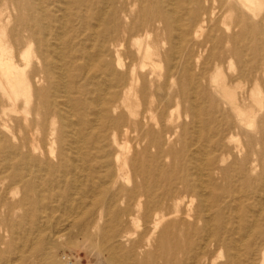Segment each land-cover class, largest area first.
<instances>
[{
	"label": "bare ground",
	"instance_id": "bare-ground-1",
	"mask_svg": "<svg viewBox=\"0 0 264 264\" xmlns=\"http://www.w3.org/2000/svg\"><path fill=\"white\" fill-rule=\"evenodd\" d=\"M42 1L35 0L37 5L33 0H11L10 3L17 13L25 14L23 19L19 18L22 19L20 25L26 32L27 40L35 41L40 64L29 71L27 77L45 83L42 87L34 88V94L40 107L52 115L51 120L56 126L47 129L40 138L34 136L32 128L22 133L21 139L16 131L9 130L10 135L0 133V154L4 155L5 164L3 171H8L6 177L2 175L3 171L0 172V195L3 198L0 204L6 209V216L1 221L6 228L13 231L17 225H25L35 217L43 221L42 209L53 211L62 208L68 213L69 219L66 221L69 226L88 228L93 225L96 228V238L104 243L99 250L105 253L108 264H120L121 259L125 261L123 264H198L199 253L203 254L198 251V241L202 239L204 244L206 239L212 237L219 248L227 250L224 264H235L239 255L233 250L237 241L243 238H221L213 231L216 223L223 225L225 217L220 208L228 204L226 196L218 194L220 183L217 179L222 170L219 163L224 158L219 159L217 150L224 153V139L235 137L233 129L236 123L229 116L233 114L240 126L252 124L255 113L253 104L257 107L253 91L264 80V0H227L216 7L218 16H232L241 30L235 35L225 36L226 41H234L235 45L219 54L214 71L209 76L214 94L207 91L206 98L214 103L211 112L203 107L206 100L199 81L204 73L201 77L200 73L196 74L190 68V51L178 56L181 69H176V58L172 62L169 52H162L157 46L158 43L169 42L166 33H170L172 26V30L180 34V19L171 1L149 0L146 12L151 13L150 25L143 30L137 27L141 18L129 26L123 25L120 14L129 16L125 4L114 6L106 15L101 8V3L106 0H71L67 3L79 10L84 6L85 12L92 17L95 13L103 18L106 16L104 23L108 36L102 51L98 52L107 54L97 52L93 56V53H88L91 67L97 66L92 61L101 63L98 78L109 94L106 99L96 97L99 101L82 96L84 90L79 80L80 75L85 80L86 71H83V75L82 71L73 73L72 85L68 86L65 78L71 65L62 64L64 58L60 55L56 60L49 56L48 44L39 36L47 30V26L42 24L48 15ZM143 1L146 0H140ZM193 1L197 3L198 0ZM204 14V19L194 24L196 37L201 35L199 33L203 31L207 19L215 16V11L207 9ZM192 22L189 21V25ZM155 23H161V28L158 26L157 29L161 33L156 31L158 35L151 45L147 37L154 30ZM119 47H124V50L119 52ZM197 57L199 59L200 56ZM247 57L249 60L246 62ZM165 59L173 64L159 73L160 62ZM224 62L231 69L233 65L236 67L240 64V67L235 74L222 79L219 72ZM244 64L250 65L249 74L244 70ZM88 65L82 68L85 70ZM12 72L10 62L0 56V74L11 78ZM170 83L177 85V89H169ZM245 85L249 88H245ZM69 87L75 96L71 97L73 92ZM180 105L189 117V123L171 125V115L167 119L166 113ZM221 113L227 119H217L221 124L220 129L212 127L210 117ZM88 116L92 118L88 119ZM51 120L47 119L48 122ZM201 120L204 121L203 127L200 126ZM46 124L45 120L41 121L43 129ZM99 124L102 127L100 132L96 131ZM3 126L7 124L3 123ZM178 129H181L183 137L179 143L183 144L180 150H175L170 143ZM258 142L264 148V138ZM209 144L210 149L207 148ZM261 158L264 160V150ZM164 159H169V162L165 163ZM23 178L27 179L24 184ZM254 191L258 198L254 197L256 204L251 203L250 206L262 213L264 201L260 197L262 193L264 195V185L252 186L251 192ZM15 194L19 195L17 199L7 198ZM188 195L191 201L193 198L197 200L195 219L191 222L187 220L192 216L187 211L192 209L189 208L190 203H183ZM214 207V213L209 214ZM17 210L20 216H10L12 211L16 213ZM140 219L143 234L133 228V224L139 225ZM254 221L257 222L256 217ZM199 222L200 228L197 227ZM157 229V234H154ZM59 235L62 236L61 233ZM59 235L53 238L57 239ZM151 237L154 247L146 250L145 239ZM125 241L127 244L124 246ZM262 253L261 264H264V247ZM215 255L217 253L214 251L210 253L209 264H215ZM191 258L196 261L187 262ZM62 259L54 258L49 264H73Z\"/></svg>",
	"mask_w": 264,
	"mask_h": 264
},
{
	"label": "rangeland",
	"instance_id": "rangeland-1",
	"mask_svg": "<svg viewBox=\"0 0 264 264\" xmlns=\"http://www.w3.org/2000/svg\"><path fill=\"white\" fill-rule=\"evenodd\" d=\"M33 1L35 2V0ZM69 1L71 2V0L42 1V6L48 14L47 17L42 20V24L45 27L47 26V30H44L45 33L39 36L44 38L45 42L48 44L46 48L50 51L49 56L56 60L60 55L64 58V62L62 64L69 63L66 65H71L67 77L65 78L68 86L72 85L73 73L82 71V74L83 71H86L85 80L81 79V75L79 80L80 87L84 90V95L82 94V96L93 100H98V96H100L101 99L109 98V94L106 92V86L100 78H98L101 63L92 61V63L94 62L93 64H97V66L95 67L92 64L93 66L91 67L90 60L88 59L90 56L88 54L89 52L93 53L94 56V54L98 51H102V45L104 46L106 44V37L108 36L104 23L106 16L103 18L102 15H97V13H95L92 17L89 13L85 12L84 6L81 10H79L71 4H67ZM169 1H171V6L176 10V15L180 19V34H178L176 30L173 31L172 26V29L170 28L171 31L168 30L170 33H166V38L169 39V42L167 40V43H158L157 46L162 50V52H169L172 62L173 59L176 58L174 61V66L175 68L177 67L176 69H181L178 56L182 54L185 55L188 51H190V54H192L190 68H192L196 74L200 73L201 77H203L204 73V77L199 81L200 86L204 88L203 98L206 100L204 102L205 106L203 107L207 108V110L211 112V109H213L212 104L214 103H212V100L211 102L207 101L208 98H206L207 91H209L210 94H214L210 85L209 76L214 71V65L219 57V54L235 45L234 41H226L227 39H225V36L239 33L241 26L237 24L236 20L232 18V16L230 18L218 16V8H216L217 5L220 2H226L227 0H198L197 3L193 0ZM10 2L11 0H0V56L4 61L8 60L10 62L13 71L11 78L4 76V74H0V133H4L5 135L8 133V135H10L11 133L9 130L16 131L19 132V138L21 139L22 133L26 132L29 128H32L34 136L36 138H40L44 132L48 131L47 129L52 127L54 128L56 123L53 119L51 120L52 115L50 116L47 114L48 110H44L40 107V104H38L34 94V88L42 87L45 83L38 81L37 79L33 80V78L29 79L27 77L29 71L40 65L35 52V41L27 40L26 32L22 30V25H20L23 19L22 16L25 14H19L13 10ZM148 2L149 0L143 2H140V0H117L116 2L108 3L106 0L101 3V8L105 10L107 15V13L114 6L118 7L121 6V3L125 4L126 7L128 6L129 16L120 14V20L123 25L129 26V24L136 22L138 18H141V20L138 21L139 24L137 27H140L143 30L150 25L149 18L151 17V13L146 12L149 9ZM35 3L37 5V2ZM63 8H65V10ZM207 9L209 11H215V16H210L207 19L203 25V31L199 33L201 35L196 37L193 29L194 24L196 25L195 22L197 20L204 19V13ZM96 10L97 9H92V11ZM142 10L144 11L141 14ZM222 11L224 12V9H222ZM51 14H53V17H50ZM64 15L65 21L62 18ZM116 20H118V18ZM189 21H193L191 23L192 26L189 25ZM113 25L117 26L115 23H113ZM158 26L161 28V23H155L153 26L154 30H151L149 33L150 35L147 37V40L151 45H153V42L156 40V31L159 29ZM263 26L260 27L262 28ZM158 31L160 34V30ZM140 32L142 33L141 30ZM179 38H181V40H179ZM177 40L179 41L178 43ZM133 49L134 47L132 50ZM123 50L124 47H119V52H122ZM58 51H61V53ZM98 53L103 55L107 54L104 51ZM27 54H29L28 57H24ZM198 55L200 56L199 59L197 57ZM25 59L28 61L26 62ZM248 60L249 57H247L246 62ZM172 62H169L167 59L160 62L159 73H163L169 65L173 64ZM87 64H89L88 68L84 70L82 66L84 65V67H86ZM237 66L235 67L233 65V68L231 69L228 68L227 62H224L221 71L219 72L221 78H228V76L235 74L239 69L240 64ZM243 67L247 74H249L251 70L250 65L244 64ZM176 69L174 71H176ZM169 86V89H177V85H173L172 83H170ZM244 87L249 88L247 85ZM69 90L73 92L71 93V97L75 96L74 91L70 87ZM253 92L255 101L257 102V107L253 104L255 113L252 116V124L249 126H240L237 123V120H235L236 117L233 114L231 117L229 116V119L236 123L233 129L235 137L233 139H224V143L226 145L224 153H221L220 149L217 150L219 159L221 160L222 157L224 158L223 162L219 161V165L222 170L218 173L217 181L220 183L218 194L225 195V199H228V204L226 206V203H224L222 205V207L225 205L224 208H220V212L223 213L222 215L225 217L223 225L220 226L219 223H216L217 225L215 224L213 231L221 238L234 237L236 240L240 237L243 238L242 241H237L233 250V252H237L239 255L235 264H261L263 261L264 211L262 213L259 211L258 213L257 210H254L252 205L250 206V204H256L254 197L258 198L256 191L251 192V187H262L264 185V160L261 158V152L264 148L261 143L258 142L260 138H264V80L254 88ZM173 103L175 102L173 101ZM218 104L222 109L223 106L219 102ZM93 106H95V103ZM91 108L92 105L90 106V109ZM178 114L181 115L179 116ZM170 115L172 120L169 123L171 125L189 123L190 119L186 113H184L183 106L181 105L177 108L174 107L169 109L166 113V118L169 119ZM221 117L227 119L226 115L222 116V113L219 115L216 114L214 117H210L211 126H216L220 129L221 124L217 121V119L220 120ZM87 118L90 119L92 117L88 116ZM47 119H50L51 121L48 122ZM73 119H75L74 116ZM42 120H45L47 123L44 129L41 127ZM3 123H6L7 126H3ZM100 124L97 125L96 131H102ZM200 126H204L203 120L200 121ZM194 130L197 131V128ZM203 135H205L204 132ZM180 138L183 137L181 129H178L175 135L172 136L170 143L175 150H180L182 148L183 143H179ZM15 142L19 141L15 140ZM207 148L210 149V144ZM154 151L155 149L153 148L152 153H154ZM205 158L207 161L209 159V155ZM168 162L169 159H167V161L165 160V163ZM4 165V155L0 154V172L3 171V168L5 167ZM3 172V176L8 173V171ZM26 180V178H23L22 184H24ZM18 197V194L7 196L10 200H15ZM260 198L264 201L263 193ZM2 199L1 194L0 203H2ZM188 202L190 203L189 208L192 209H187V211H190L192 216L188 217L187 220H190L191 222L195 219L193 216L195 215L194 211L197 205V200L193 198L191 201V197L188 195L184 198L183 203L187 204ZM5 210V207L0 204V264H49L50 261H54V258L56 259L59 257L61 259L63 258L62 260H67L66 262L73 264H108L105 253H102V251L99 250L101 249L102 244L104 246V243L101 242L102 240L96 238V234L98 232L96 228L93 225L88 228H84V226H69V222L67 223L66 221L69 219L67 218L68 213L66 210L62 208H57L53 211L42 209V213L44 214L43 216L46 219L44 218L43 221H40V219L38 220L35 217L36 220L35 218L30 219V222H27L25 225H17L14 227L13 231L6 228L4 223L1 221V218H5L6 216V214H4ZM215 210L216 207L211 208L209 210V214H213ZM140 212L141 215L142 210ZM10 214L8 215L20 216L18 210L16 213L12 211ZM254 217L257 218L256 223L254 221ZM48 223H50V225ZM138 224L140 226L133 224V228L137 233L143 234V222L141 219ZM40 227L42 229H40ZM197 227L200 228V222ZM35 230H37V232ZM157 231L158 229L154 234H157ZM60 233L62 236L59 235ZM57 235H59V237L54 239L53 236L56 237ZM41 239H43V241ZM133 239L134 236H132V240ZM47 241L49 243H47ZM215 241L214 237L208 240L206 239L204 244L202 239L198 241V251L203 252V254L198 252L200 255L198 258V264H209L211 259L209 255L213 251L217 253L214 257L215 264H224L227 261V250L224 247L219 248ZM262 242L263 245H261ZM34 243L37 245L33 246ZM123 243L125 246L127 241ZM144 245L146 250L152 249V247H154L153 238L151 237L149 239H145ZM48 252L52 253L49 254ZM134 253L136 256L137 251ZM135 256L133 257L135 258ZM64 257H66V259H64ZM179 258L180 257H177L176 259ZM194 260L195 259L191 258L188 259L187 262H193ZM123 262H125L124 259H121L120 264H123ZM51 264L58 263L53 262Z\"/></svg>",
	"mask_w": 264,
	"mask_h": 264
}]
</instances>
